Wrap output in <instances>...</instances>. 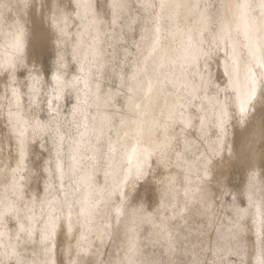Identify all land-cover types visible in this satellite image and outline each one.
Returning a JSON list of instances; mask_svg holds the SVG:
<instances>
[{
	"label": "clouds",
	"instance_id": "obj_1",
	"mask_svg": "<svg viewBox=\"0 0 264 264\" xmlns=\"http://www.w3.org/2000/svg\"><path fill=\"white\" fill-rule=\"evenodd\" d=\"M0 264H264V0H0Z\"/></svg>",
	"mask_w": 264,
	"mask_h": 264
}]
</instances>
